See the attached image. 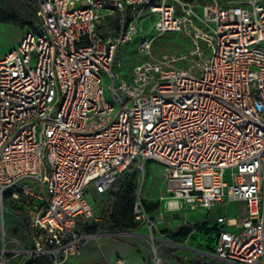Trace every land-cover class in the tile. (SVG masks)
I'll return each mask as SVG.
<instances>
[{
    "label": "built area",
    "instance_id": "obj_1",
    "mask_svg": "<svg viewBox=\"0 0 264 264\" xmlns=\"http://www.w3.org/2000/svg\"><path fill=\"white\" fill-rule=\"evenodd\" d=\"M32 6L35 28L0 57V264H68L95 237L79 227L101 222L89 189L100 196L148 161L160 166L167 211L242 203L243 217L216 219L212 255L264 264V1ZM104 15L112 35L99 32ZM153 15L157 35L179 33L190 48L152 56L155 38L144 39L148 59L123 78L118 51ZM6 206L23 221L21 238L6 232ZM149 206L139 188L133 219L146 230L148 264H162L157 244L167 242Z\"/></svg>",
    "mask_w": 264,
    "mask_h": 264
},
{
    "label": "rangeland",
    "instance_id": "obj_2",
    "mask_svg": "<svg viewBox=\"0 0 264 264\" xmlns=\"http://www.w3.org/2000/svg\"><path fill=\"white\" fill-rule=\"evenodd\" d=\"M6 8H22L27 14H32V6H29L26 0H0V10ZM157 21L156 15L141 18L138 21L140 31L134 41L122 46L118 51L117 60L120 62V67L114 65L113 68L121 77L128 79L133 67L148 59L138 52V45L144 39L155 38L151 46L152 56L167 52H188L190 48L188 41L181 34L157 35L153 30ZM35 23L36 21L33 20V29ZM33 29L18 22H0V57L16 49L22 35ZM159 168L157 163L148 161L145 163L144 173H137L136 179L137 190L140 188L141 197L150 202L147 213L167 242L157 244L162 264H186L195 260L205 261V259L210 258L209 254L212 252V227L216 223V218L219 215H224L226 219H230L240 215L239 211L241 210H238L235 204H230L225 207L218 206L208 213L204 209H191L189 206L172 213L165 212L162 207L161 196L166 191V185L158 172ZM29 186L34 188L31 183ZM88 196V200L94 203L95 212L100 213L105 198L96 195L91 188L88 191ZM184 226L192 228L190 234L184 239L174 238L173 235L176 230ZM5 228L8 235L21 238V235L14 233L15 229L17 232L23 229L21 218L10 206H6L5 209ZM132 231L137 234V237L132 235L103 236L109 233L102 232V236L98 235V237H93L84 242L79 254L76 258L71 259L68 264H114L117 258L123 259L125 264H139L137 258L140 257L144 260L150 253V246L146 237L140 236L144 230L137 228ZM130 232L124 231L122 233ZM170 241L181 244L183 248L174 247L169 244ZM129 247L133 248L135 254L131 252ZM212 264L226 263L215 262Z\"/></svg>",
    "mask_w": 264,
    "mask_h": 264
},
{
    "label": "trees",
    "instance_id": "obj_3",
    "mask_svg": "<svg viewBox=\"0 0 264 264\" xmlns=\"http://www.w3.org/2000/svg\"><path fill=\"white\" fill-rule=\"evenodd\" d=\"M27 4L32 6L33 0H26ZM191 1V0H184ZM33 20H35L34 8L32 6V14H27L22 8H6L0 10L1 23H20L28 25L33 29ZM137 171L130 167L123 172L113 186L104 194L100 195L105 198L100 211L101 222L93 225H84L79 227L80 232L85 235L96 236L102 232L109 234H118L124 231H132L137 228V224L133 219V204L137 193ZM22 224L23 221L21 220ZM24 226V225H23ZM191 227H180L174 233V238L184 239L191 232ZM217 229L212 227L213 237L217 234ZM17 235L23 236L24 231L14 230ZM214 241V239H213ZM213 251V250H212ZM28 264H50L49 260L44 257L32 259ZM186 264H208L206 262L195 260Z\"/></svg>",
    "mask_w": 264,
    "mask_h": 264
},
{
    "label": "crops",
    "instance_id": "obj_4",
    "mask_svg": "<svg viewBox=\"0 0 264 264\" xmlns=\"http://www.w3.org/2000/svg\"><path fill=\"white\" fill-rule=\"evenodd\" d=\"M110 18L109 17H106V15H104V19H102L101 20V24H100V26H99V32L100 33H102L103 35H105V36H108V35H112L113 34V31L110 29V28H108L111 24H110ZM164 196H165V193L163 194V196H161V197H163L164 198ZM91 202V201H90ZM230 204H235L237 207H238V210L240 209L241 211H239V214L240 215H238L237 217H243L244 216V205L242 204V203H227V204H216V205H214L210 210H213V209H216L218 206H223V207H225L226 205H230ZM162 207H163V209H164V211L165 212H170V211H167V210H165V207H164V202H162ZM209 210V211H210ZM209 211H207V213L209 212ZM226 212V211H225ZM170 213H172V212H170ZM227 213V212H226ZM221 216H224V215H219L218 217H221ZM217 217V218H218ZM216 218V219H217ZM213 227H215V229H220V227L215 223V225H213ZM142 230H144V232L142 233V235H140V236H145L146 235V230H145V228H143V227H140ZM228 229V228H227ZM99 235H101V234H99ZM102 236V235H101ZM103 236H110V234H105V235H103ZM117 236V235H116ZM132 236H134V237H137V234H135V232H134V234H132ZM95 237H98V235H96ZM215 238H216V234H215V236L213 237V239H214V241H213V243H212V250H213V247H214V242H215ZM171 242V241H170ZM172 243V245L174 246V247H178V248H183V246L181 245V244H177V243H175V242H171ZM130 249H131V252L133 253V254H135L134 253V250H133V248H131V247H129ZM81 249V248H80ZM80 251V250H79ZM213 252V251H212ZM212 252L209 254V256H210V258H207V259H205V261H203V262H206V263H208V264H212V263H215V262H217V263H221L220 261H218L213 255H212ZM138 257V256H137ZM137 260H138V263L139 264H148V260H149V254H148V256L143 260V258L141 259L140 257H138L137 258Z\"/></svg>",
    "mask_w": 264,
    "mask_h": 264
},
{
    "label": "water",
    "instance_id": "obj_5",
    "mask_svg": "<svg viewBox=\"0 0 264 264\" xmlns=\"http://www.w3.org/2000/svg\"><path fill=\"white\" fill-rule=\"evenodd\" d=\"M122 233H118V234H110V236H116V235H121Z\"/></svg>",
    "mask_w": 264,
    "mask_h": 264
}]
</instances>
